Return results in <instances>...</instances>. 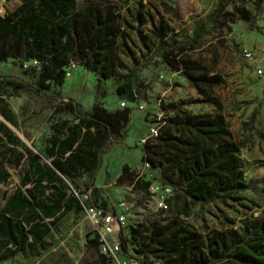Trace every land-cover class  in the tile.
<instances>
[{"label": "trees", "instance_id": "16d2710c", "mask_svg": "<svg viewBox=\"0 0 264 264\" xmlns=\"http://www.w3.org/2000/svg\"><path fill=\"white\" fill-rule=\"evenodd\" d=\"M20 1L21 5L15 10L0 15V62L13 59L20 61L23 66L29 61H37L38 65L24 71L25 75H32L34 80L1 74L0 84L57 100L59 106L54 110L55 113L68 112L79 120V124L68 125L64 131L72 140L76 139L77 128H85L83 140L87 149L83 151L78 145L75 150L78 157L79 153L86 155V160L82 156L76 162L83 166L87 162L90 169L87 188L80 192L87 199L83 197L82 204L78 206L81 210L76 211L68 227L70 232L85 216L88 207L98 206L105 211H114L115 207L108 210L107 204L100 201L94 181L104 155L126 139L132 108L109 111L97 103L88 112L71 97L63 98L60 92L52 90L64 85L66 68L71 60L99 74L100 79H109L115 74V43L121 33L117 8L109 0L89 2L83 8L78 7L76 0ZM229 4V0H218L215 11L210 15L213 31L218 32L236 21L247 24L251 29L262 30L249 10H229ZM165 10L177 16L173 8L166 7ZM158 35L161 38L160 44L156 49L148 48L149 57L137 66L135 72L139 94L142 95L146 90L142 84L143 71L152 60L158 59L173 73L184 77L195 89L200 101L215 106L218 111L190 113L185 109L189 104L187 102L169 103L163 107L166 117L159 127L158 136L149 138L143 144L141 161L149 163V170L158 173L157 180L160 183L173 188L181 199L182 207L173 213L175 220L172 228L158 222L153 226L151 234L146 236H141L134 229L128 232L124 230L121 233L122 248L131 257L139 259L141 264H147L145 257L149 254L164 257L167 264H264V211L252 227L243 231L242 236L214 230L205 239L197 232L187 231V235H183L181 230H172L183 227L182 215H194L201 219L203 210L209 204H240L242 192L259 194V188L255 182L244 180L239 144L228 129L222 113V101L215 94V88L223 82L222 76L210 71L201 60L188 55L187 51L201 44L186 36L179 37L178 34L171 33L168 39H162L161 33ZM254 118L253 113L250 119L253 121ZM66 124L67 121L62 126ZM61 132L62 129L58 131ZM65 140L60 143L61 154H65V150L73 145L71 140L69 143ZM72 157V153L69 154L65 162L75 160ZM52 163L66 173L63 162L53 159ZM132 175L130 167L124 165L117 182L119 185L128 182L136 187ZM168 203L172 208L170 200ZM196 206L199 209L193 212ZM40 207L46 215L53 214L57 208H48L45 204ZM16 211L21 212V206L17 205ZM29 221L28 217L26 222ZM94 233L97 238L95 243L99 246L98 234ZM30 237L32 241H29ZM44 237V233L37 235L34 229L25 227L18 220L1 215L0 263L12 261L17 264H36L48 252L27 259L21 255ZM132 237L141 241L138 254L129 250L128 243ZM99 262L109 264L103 256H99Z\"/></svg>", "mask_w": 264, "mask_h": 264}, {"label": "rangeland", "instance_id": "374dc122", "mask_svg": "<svg viewBox=\"0 0 264 264\" xmlns=\"http://www.w3.org/2000/svg\"><path fill=\"white\" fill-rule=\"evenodd\" d=\"M97 1L102 0H76L79 8ZM109 1L117 8L116 14L121 30L115 43L117 57L115 74L109 79H100L99 74L89 71L81 63H76L66 68L70 75H65V83L60 89L62 97H72L88 112L97 103L109 111L132 108L127 142H122L114 148L108 161L109 168H105L100 183L106 179L108 171L109 175L115 174L117 168L119 173H122V167L127 165V160L131 165L132 179L137 186H131L128 182L119 185L114 181L103 188L98 187V198L107 204L108 210L117 206L119 211L118 204L121 202H126L132 207L127 215L126 232L134 229L140 232L141 236H146L151 234L153 226L158 222L167 228L174 225L173 213L181 209V199L173 192L166 197L167 208L158 205V195L151 193V187L159 182L158 173L142 170L143 144L136 138V133L145 132L149 127L162 126L166 117L163 107L169 103L187 102L189 104L185 109L190 113H215L218 110L215 106L200 101L195 89L184 77L173 73L158 59L152 60L142 73V84L146 87L142 95L136 88L135 72L137 66L149 57L148 48L153 50L160 44L159 33L162 34V39H168L171 33L178 34L179 37L186 36L201 44L198 48L187 51L188 55L201 60L210 71L220 73L223 78L221 86L215 88V94L222 101V113L228 129L235 142L239 144L244 180L255 182L259 194L242 192L240 204L211 203L203 210L201 219L194 215L189 217L182 215L183 227L179 226L172 230H181L183 235H187V231L197 232L205 239L214 230L229 231L232 236H242L243 231L252 227L264 211V76L260 77L256 73L257 65L264 70V0H229L228 7L229 10L236 8L249 10L262 30L251 29L247 24L236 21L227 24L218 32L212 30L210 22V15L215 11L218 0ZM18 4V0H0V13L13 11ZM166 7L173 8L177 16L165 12ZM246 51L253 53V60L244 57ZM36 65L38 63L34 61L26 62L23 66L20 61L6 59L0 62V74L17 75L32 81L34 77L25 75L24 71ZM58 89L54 88L52 91L56 93ZM1 93L15 94L13 90L3 85H0ZM14 99L17 104L25 103L20 106L22 113L25 111V105L28 107L32 104L30 110L33 109L35 99L42 104L40 120L37 119V123L40 121L42 124L38 129L42 139L40 148L43 150L44 140L49 137L51 131L52 120L47 114L48 109L52 107L51 101L40 100L31 94L23 98L15 96ZM122 102H125L126 107L121 106ZM38 107L35 113H38ZM253 113L255 118L252 121L250 117ZM58 117L59 120L57 116L54 117L55 121L58 120L55 125L63 121L61 114ZM33 126L34 123H31V129ZM26 134L30 136V132ZM125 177L127 180L128 176ZM169 200L172 208L169 206ZM198 209L196 206L192 211ZM96 239L90 222L86 220L72 231L71 236L64 239L57 251L45 255L37 264H100L101 255L99 246L95 243ZM140 242L139 239L135 240L132 237V241L128 243L129 250L136 254L137 250L141 249ZM145 260L147 264H167L162 256L149 254Z\"/></svg>", "mask_w": 264, "mask_h": 264}, {"label": "crops", "instance_id": "0c3cea01", "mask_svg": "<svg viewBox=\"0 0 264 264\" xmlns=\"http://www.w3.org/2000/svg\"><path fill=\"white\" fill-rule=\"evenodd\" d=\"M18 1L19 7L21 1ZM0 15L4 14L0 13ZM0 85L13 90V93L16 94H0V216L3 215L18 220L25 227L34 229L37 235L41 233L45 234V237L40 242L26 249L25 254L21 255L23 259H27L30 256L36 257L44 251L48 252L45 254L47 255L50 252L57 251L63 244L64 239L71 236L75 228L86 222V218L83 216L74 228L68 232V227L73 222L76 211L81 210L78 208L82 204L81 201L83 199V195L80 192L87 188L90 174L87 162L85 166L76 162V159L82 156L86 160L85 154L79 153L78 157L75 150L78 145L83 151L87 149L86 143L83 140L85 128L82 127L81 130L77 128L76 139L72 140L71 136L67 133L64 134V131L68 125L74 126L79 124V120L68 112L55 113L54 110L59 106L57 100L39 96V94L34 92H26L23 89L15 90L10 86H6V84ZM60 89L57 92H60ZM27 94H31L40 100L51 101L50 105L52 107L47 112L52 120L50 124L51 131L49 137L44 140L43 150L40 148L42 146V139L38 129L42 124H40V121L37 123V119L40 120L42 104H39L38 100L35 99L33 109L30 110L32 104L28 107L25 105V111L22 113L20 106H23L25 103L20 102L17 104L14 99L15 96L27 97ZM47 94H50V92ZM37 107L38 113H35ZM60 114L63 121L60 124L58 123L59 125H55L59 120L58 116ZM56 116L58 118L57 121L54 120ZM65 121H67L66 126H62ZM31 123H34L32 129ZM150 128H146L145 132L147 133ZM61 129L62 132L58 133ZM91 131L94 133V129ZM27 132H30V136L26 134ZM145 132H137L136 138L141 140ZM94 136L95 133L92 137L94 138ZM127 137L128 133L123 142H127ZM63 140L68 143L70 140L73 142L72 147L65 150V154L60 153V143ZM121 143L119 142L112 147L102 158L100 170L94 181L95 187L101 186L103 188L106 184L114 183V181H117L118 176L121 175L117 168L115 174L111 173L109 175L110 172L108 171L106 179L100 183L102 174L105 173V168H109L108 161L110 156H112L114 148ZM71 153L72 159L75 160L65 162ZM53 159L64 163L66 173L61 172L53 165ZM126 164L131 167L127 160ZM44 204L48 208H52L53 206H57V208L53 211V214L46 215L40 207V205ZM17 205L21 206V212L16 211ZM28 217L30 221L26 222ZM29 241H32L31 237ZM54 243L58 245L53 246ZM7 262L16 263L12 261Z\"/></svg>", "mask_w": 264, "mask_h": 264}, {"label": "built area", "instance_id": "2783aa9c", "mask_svg": "<svg viewBox=\"0 0 264 264\" xmlns=\"http://www.w3.org/2000/svg\"><path fill=\"white\" fill-rule=\"evenodd\" d=\"M248 60H253L254 55L250 51H246L244 54ZM37 63V61H34ZM76 62L70 61L69 65H75ZM256 73L258 76H264V70L262 67L257 65ZM65 75H70V72H66ZM121 106L126 107L125 102L121 103ZM143 107L141 106V109ZM159 134V127H151L149 131L141 138V144L147 142L151 137L156 138ZM149 163L145 162L142 164V170H149ZM151 193L158 195L159 203L161 208H167L166 197L170 196L174 190L167 184L156 182L151 187ZM87 199L86 195L84 196ZM118 209L115 207L114 211H105L98 206L88 207L85 212V218L90 222L93 231L98 234L99 238V251L100 255L105 257L109 264H141L139 259L131 257L126 253L121 245V233L127 228L128 224V213L132 208L128 203L121 202L118 204ZM129 253H132L129 251Z\"/></svg>", "mask_w": 264, "mask_h": 264}]
</instances>
